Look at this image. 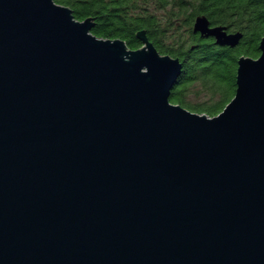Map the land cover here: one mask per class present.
<instances>
[{"label":"water","instance_id":"95a60500","mask_svg":"<svg viewBox=\"0 0 264 264\" xmlns=\"http://www.w3.org/2000/svg\"><path fill=\"white\" fill-rule=\"evenodd\" d=\"M93 27L0 0V264H264V37L209 117L171 103L179 59Z\"/></svg>","mask_w":264,"mask_h":264},{"label":"trees","instance_id":"16d2710c","mask_svg":"<svg viewBox=\"0 0 264 264\" xmlns=\"http://www.w3.org/2000/svg\"><path fill=\"white\" fill-rule=\"evenodd\" d=\"M69 7L76 20L92 18V34L122 40L128 49L142 48L141 33L162 55L179 59L182 73L171 91L173 104L215 117L235 97L241 57L258 58L264 37V0H54ZM227 27L243 37L235 47L219 46L195 34L196 19ZM205 99L192 104L193 88Z\"/></svg>","mask_w":264,"mask_h":264},{"label":"rangeland","instance_id":"374dc122","mask_svg":"<svg viewBox=\"0 0 264 264\" xmlns=\"http://www.w3.org/2000/svg\"><path fill=\"white\" fill-rule=\"evenodd\" d=\"M193 91L191 92V95L189 96V100L192 104H197L205 99L204 95H199V88H193ZM196 113V112H194Z\"/></svg>","mask_w":264,"mask_h":264}]
</instances>
